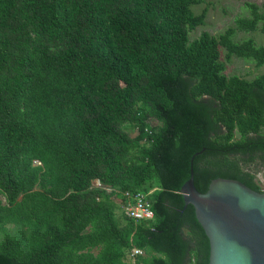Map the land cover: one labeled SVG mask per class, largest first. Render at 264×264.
<instances>
[{"label": "trees", "instance_id": "1", "mask_svg": "<svg viewBox=\"0 0 264 264\" xmlns=\"http://www.w3.org/2000/svg\"><path fill=\"white\" fill-rule=\"evenodd\" d=\"M201 3L0 0V264L210 263L181 189L193 161L201 193L218 178L262 192L264 75L226 72L264 65V46L234 41L264 33V2L191 41ZM125 191L152 192L154 219L122 224Z\"/></svg>", "mask_w": 264, "mask_h": 264}, {"label": "water", "instance_id": "2", "mask_svg": "<svg viewBox=\"0 0 264 264\" xmlns=\"http://www.w3.org/2000/svg\"><path fill=\"white\" fill-rule=\"evenodd\" d=\"M191 177L184 184L185 210L193 206L210 242L209 264H264V191L233 179L218 178L206 193Z\"/></svg>", "mask_w": 264, "mask_h": 264}, {"label": "rangeland", "instance_id": "3", "mask_svg": "<svg viewBox=\"0 0 264 264\" xmlns=\"http://www.w3.org/2000/svg\"><path fill=\"white\" fill-rule=\"evenodd\" d=\"M203 3L197 6H193L192 9L196 15L201 14L207 9V19L204 26H201L190 33L191 41L198 39L204 32L210 33L212 36L219 37L228 28L235 26V21L240 18H250L251 11L246 7V3L257 4L261 6L264 0H201ZM254 40L258 46H264V33L262 32H238L234 37L235 42H244L247 40ZM225 50L222 49L223 60L225 59ZM252 60L233 57L232 61L228 64L227 75H237L248 80H253L257 76L264 75V65L258 67ZM151 126L158 124L155 120L150 121ZM126 131L131 137H136L139 133V129L132 125L125 126ZM250 172L255 173L256 183L261 189H264V167L261 166V162L257 161L252 168H249ZM95 186L99 187L98 181H95ZM0 199L5 203L4 196H0ZM117 201V199H116ZM118 202V201H117ZM116 215L118 220L124 224V211L119 204H116ZM9 229H13V226H9ZM3 239V235H0V240ZM98 251H96L97 253Z\"/></svg>", "mask_w": 264, "mask_h": 264}, {"label": "built area", "instance_id": "4", "mask_svg": "<svg viewBox=\"0 0 264 264\" xmlns=\"http://www.w3.org/2000/svg\"><path fill=\"white\" fill-rule=\"evenodd\" d=\"M36 165H41L39 162H35ZM99 187L101 186L98 182ZM264 191V189H262ZM150 193L144 192H130L125 191L122 193L124 202L120 204L125 216L128 219L135 221L136 223L142 221L153 220L155 217L152 209V202L150 201ZM144 251L134 248L127 254V261L135 263L139 256H144Z\"/></svg>", "mask_w": 264, "mask_h": 264}, {"label": "clouds", "instance_id": "5", "mask_svg": "<svg viewBox=\"0 0 264 264\" xmlns=\"http://www.w3.org/2000/svg\"><path fill=\"white\" fill-rule=\"evenodd\" d=\"M99 182V181H98Z\"/></svg>", "mask_w": 264, "mask_h": 264}]
</instances>
